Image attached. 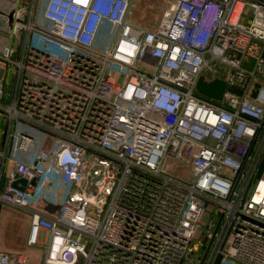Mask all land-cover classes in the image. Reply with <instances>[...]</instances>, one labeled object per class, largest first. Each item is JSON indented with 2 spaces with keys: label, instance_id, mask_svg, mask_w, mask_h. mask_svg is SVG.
Masks as SVG:
<instances>
[{
  "label": "built area",
  "instance_id": "built-area-1",
  "mask_svg": "<svg viewBox=\"0 0 264 264\" xmlns=\"http://www.w3.org/2000/svg\"><path fill=\"white\" fill-rule=\"evenodd\" d=\"M136 1L48 0L41 26L33 0H13L0 204L28 213L25 243L42 257L0 250V264H264V0H163L154 29L131 20ZM200 79L223 80L221 98ZM19 123L58 143L19 157L34 141ZM44 170L69 185L53 215L30 206Z\"/></svg>",
  "mask_w": 264,
  "mask_h": 264
},
{
  "label": "rangeland",
  "instance_id": "rangeland-1",
  "mask_svg": "<svg viewBox=\"0 0 264 264\" xmlns=\"http://www.w3.org/2000/svg\"><path fill=\"white\" fill-rule=\"evenodd\" d=\"M45 4L46 0L39 7L38 11L35 14V22L41 26L47 25L45 19L43 18V10L45 8ZM164 6L165 5L163 0H137L131 16V20L148 29H154L158 26L161 20ZM110 28L111 27H109L108 29ZM114 37L115 29H113V31L102 30L95 47V51L99 54L106 53ZM0 39V42L2 43L5 41L3 36H1ZM9 39H11L10 34ZM44 48L47 52H53L61 57H66V51L57 49L52 50L48 46H45ZM117 70V67L111 66L108 73L116 76L118 73ZM12 79L13 78L11 76L9 78V83L12 82ZM16 131L26 132L34 138L30 150L27 153H18L19 157L30 158L41 149L51 151L53 147H55L58 143L55 137L45 133L40 129L30 127L23 123H19L17 125ZM164 167L168 170L170 174L184 181L191 182L195 178L191 165L189 163L179 162V160L175 159L174 157L169 156L165 162ZM68 189L69 188L64 184H60V181L57 178L53 177L51 173L44 170V176L38 182L37 190L32 198L30 206L36 210L41 211L42 213L53 212L61 206L63 199L66 193L68 192ZM12 208H15L23 213H27L24 209L16 207ZM20 224L25 225V229L27 228L28 223ZM20 231V225L18 222L10 224L7 229L2 230L0 228V241L5 245L15 247V249L18 248L20 245L23 246L25 245V236L23 235V237H21ZM40 239L45 240V235L42 234ZM41 257L42 250L35 249L30 252V259L32 262H38Z\"/></svg>",
  "mask_w": 264,
  "mask_h": 264
},
{
  "label": "crops",
  "instance_id": "crops-1",
  "mask_svg": "<svg viewBox=\"0 0 264 264\" xmlns=\"http://www.w3.org/2000/svg\"><path fill=\"white\" fill-rule=\"evenodd\" d=\"M26 7H28L31 4L32 0H23ZM48 0H46L47 3ZM45 2V0H33L34 6H33V14L35 17L36 12L38 11L39 7ZM46 5V4H45ZM14 10V3L13 0H0V38L1 36L4 37L5 41L2 43L0 42V50L10 44H16V41H13L9 39V34L12 31V17L10 15L12 14ZM4 34V35H3ZM1 41V39H0ZM53 176V175H52ZM57 179L60 181V184H64L69 188V185L67 183H64L61 178L57 177ZM64 189V187H63ZM59 211V208L54 210L53 212H46L49 215H53ZM29 220L30 217L28 213H23L15 208H12V206L6 205V204H0V228L2 230L7 229V227L15 222H18L20 225V236L26 237L28 234L29 229ZM20 223H28L27 228L25 229V225H22ZM1 239V238H0ZM0 250L10 251V252H27L30 254L31 251L35 250L34 248L28 247L25 243L23 246H19L15 249V247L10 245H5L0 241Z\"/></svg>",
  "mask_w": 264,
  "mask_h": 264
},
{
  "label": "water",
  "instance_id": "water-1",
  "mask_svg": "<svg viewBox=\"0 0 264 264\" xmlns=\"http://www.w3.org/2000/svg\"><path fill=\"white\" fill-rule=\"evenodd\" d=\"M225 86H226V83L221 79H216L211 83H207L204 80L200 79L197 87H198V90L204 95L212 97V98L220 99L225 89ZM18 183H21L22 185L19 186ZM25 185H26V180L24 178L19 179L18 181L14 183V186L19 187L21 189H24Z\"/></svg>",
  "mask_w": 264,
  "mask_h": 264
},
{
  "label": "trees",
  "instance_id": "trees-1",
  "mask_svg": "<svg viewBox=\"0 0 264 264\" xmlns=\"http://www.w3.org/2000/svg\"><path fill=\"white\" fill-rule=\"evenodd\" d=\"M206 246H204L203 248H201V252L204 253L205 252V248Z\"/></svg>",
  "mask_w": 264,
  "mask_h": 264
}]
</instances>
